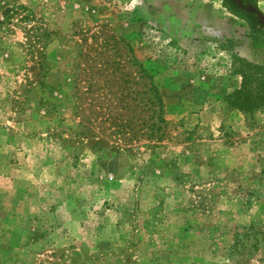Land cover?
Returning <instances> with one entry per match:
<instances>
[{
  "label": "rangeland",
  "instance_id": "1",
  "mask_svg": "<svg viewBox=\"0 0 264 264\" xmlns=\"http://www.w3.org/2000/svg\"><path fill=\"white\" fill-rule=\"evenodd\" d=\"M227 5L0 0V264H264V105L228 100L264 36Z\"/></svg>",
  "mask_w": 264,
  "mask_h": 264
},
{
  "label": "trees",
  "instance_id": "2",
  "mask_svg": "<svg viewBox=\"0 0 264 264\" xmlns=\"http://www.w3.org/2000/svg\"><path fill=\"white\" fill-rule=\"evenodd\" d=\"M248 8L258 9L255 0H241ZM228 9L242 14L249 23V34L253 41L258 40L259 36H264V21H260V17L253 12L241 8L235 0H228ZM144 75L146 69L143 68ZM241 76L239 88L232 92L229 97V104L240 111L251 112L264 105V64L241 61V67L238 71ZM152 78L150 74L146 75ZM140 126L139 136H148L149 138L161 139L164 135L162 123L165 119L160 116L162 107L164 106L163 98L153 81L142 91L140 97ZM160 107V108H159ZM156 108H159L158 116ZM157 120L153 119V114Z\"/></svg>",
  "mask_w": 264,
  "mask_h": 264
},
{
  "label": "water",
  "instance_id": "3",
  "mask_svg": "<svg viewBox=\"0 0 264 264\" xmlns=\"http://www.w3.org/2000/svg\"><path fill=\"white\" fill-rule=\"evenodd\" d=\"M235 1L238 3V5L241 8H243L245 10H248L250 12L256 13L261 18V20L264 21V13H262V11H260L259 9H254V8H248V7H246L241 0H235Z\"/></svg>",
  "mask_w": 264,
  "mask_h": 264
},
{
  "label": "crops",
  "instance_id": "4",
  "mask_svg": "<svg viewBox=\"0 0 264 264\" xmlns=\"http://www.w3.org/2000/svg\"><path fill=\"white\" fill-rule=\"evenodd\" d=\"M258 5L262 10H264V0H259Z\"/></svg>",
  "mask_w": 264,
  "mask_h": 264
}]
</instances>
